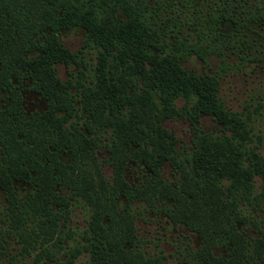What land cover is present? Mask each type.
<instances>
[{
  "label": "trees",
  "instance_id": "obj_1",
  "mask_svg": "<svg viewBox=\"0 0 264 264\" xmlns=\"http://www.w3.org/2000/svg\"><path fill=\"white\" fill-rule=\"evenodd\" d=\"M155 1L159 7L162 0ZM93 3L0 0V91L8 99L0 108V190L23 253L31 255L41 234L45 242L60 232L75 201L90 211L86 243L76 249L87 253L84 264H164L163 255L146 256L140 247L132 209L140 202L165 205L159 209L175 225L198 235L196 264H264V235L251 238L241 228L250 219L246 206L254 209L252 202L264 197V155L248 145V122L219 98L220 72L195 74L182 66L192 54L205 61L207 50L178 33L163 39L146 17L147 0ZM73 26L86 31L75 52L59 39ZM33 50L39 55L29 57ZM86 51L95 52L87 81ZM56 64L82 70L75 82L62 81ZM25 92L38 94L45 108L26 113ZM202 115L222 125L219 134L198 126ZM177 117L194 134L188 150L163 126ZM102 151L107 156L100 160ZM132 163L147 172L140 183L125 177ZM165 164L172 180L163 176ZM256 177L263 180L259 194ZM17 182L31 188L24 199ZM44 242L39 248L49 257ZM222 248L225 254L215 252Z\"/></svg>",
  "mask_w": 264,
  "mask_h": 264
},
{
  "label": "rangeland",
  "instance_id": "obj_2",
  "mask_svg": "<svg viewBox=\"0 0 264 264\" xmlns=\"http://www.w3.org/2000/svg\"><path fill=\"white\" fill-rule=\"evenodd\" d=\"M80 1L87 7L92 6L93 1L101 2ZM147 4L149 10L146 17L155 24L163 39L171 41V35L178 33L182 39L207 50L205 61L192 54L182 62V66L195 74L220 72L219 98L227 109L241 114L248 122L251 131L248 145L256 147L264 155V0H162L159 7L155 0H148ZM119 16L122 14L119 13ZM85 36L86 31L82 27L73 26L62 30L59 39L65 48L75 52L82 47ZM217 51L223 53L222 58L217 55ZM38 55V51L29 53V57ZM83 60L87 66V69H83L87 81L94 75L95 52L86 51ZM55 67L62 81L75 82L82 70L81 65L56 64ZM7 102V94L0 91V108ZM176 104L180 106L182 101L178 100ZM24 107L29 112L42 110L45 101L36 93L25 92ZM163 126L174 133L178 139L177 146L181 149L188 150L193 145L194 134L184 117L165 119ZM198 126L205 133L215 135L222 129V125L212 115H202ZM103 153L99 155L100 160L102 156H107ZM103 171L106 177L112 176L109 165H105ZM145 173L142 166L134 163L125 168V177L129 182L140 183ZM162 173L168 180L174 177L168 164L163 165ZM262 183L260 177L255 178L254 194H259ZM30 192L28 185L16 183V193L20 199L27 197ZM61 193L69 195L67 190ZM73 203L69 215L61 220L60 232L45 242L48 235L41 234L33 242L35 249L27 256L22 251L19 237L9 228L11 220L6 210L7 201L0 191V264H70L71 260L72 264L86 263L87 253L82 248L81 253H78L76 249L78 245L86 243L83 235L88 227L90 211L82 202ZM252 204L254 209L250 205L246 206L250 219L241 228L251 238H259L264 235V197H260L259 204ZM123 206L124 202L120 200L119 209ZM164 206L159 204L153 208L140 202L133 204L136 234L142 251L150 257L163 255L164 264H196L192 253L200 247L198 235L184 225H175L160 211L159 208ZM34 228L40 233L36 226ZM42 242L49 257L40 251ZM215 252L225 254L226 250L222 248Z\"/></svg>",
  "mask_w": 264,
  "mask_h": 264
},
{
  "label": "flooded vegetation",
  "instance_id": "obj_3",
  "mask_svg": "<svg viewBox=\"0 0 264 264\" xmlns=\"http://www.w3.org/2000/svg\"><path fill=\"white\" fill-rule=\"evenodd\" d=\"M147 1H148V0H147ZM222 15H223V14H221V16H222ZM231 21H233V20H231ZM234 22H235V21H234ZM235 23H236V22H235ZM80 27H81V26H80ZM82 28H83V27H82ZM67 29H68V28H67ZM83 29H84V28H83ZM63 30H64V29H63ZM84 30H85V29H84ZM61 31H62V30H61ZM60 33H61V32H60ZM33 51H37V50H33ZM32 93H35V92H32ZM24 95H25V93L23 94V97H24ZM37 95H38V94H37ZM38 96H39V95H38ZM39 97H40V96H39ZM40 98H41V97H40ZM41 99H42V98H41ZM7 100H8V99H7ZM7 104H8V102H7ZM7 104H6V105H7ZM6 105H5V106H6ZM5 106H4V107H5ZM4 107H2V108H4ZM23 108H24V110H25L26 113H30V112H33V111H42V110H43V109H42V110H33V111H30V112H29V111H27V110L25 109V107H24V103H23ZM44 108H45V107H44ZM145 175H146V173L144 174V178H145ZM0 191H1V190H0Z\"/></svg>",
  "mask_w": 264,
  "mask_h": 264
}]
</instances>
